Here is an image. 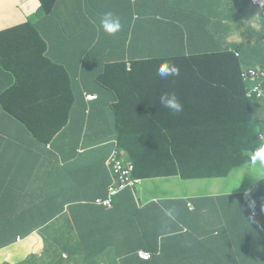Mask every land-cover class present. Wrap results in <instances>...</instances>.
I'll use <instances>...</instances> for the list:
<instances>
[{"label": "trees", "instance_id": "16d2710c", "mask_svg": "<svg viewBox=\"0 0 264 264\" xmlns=\"http://www.w3.org/2000/svg\"><path fill=\"white\" fill-rule=\"evenodd\" d=\"M56 1L40 0L41 7L30 18L28 27L45 15L43 24L58 22L54 10ZM80 6L85 10L82 4ZM114 13L122 18L124 24L116 35L109 36L103 31L97 35L94 27L87 30L91 20L75 30L76 34L89 31L80 63L82 72L91 80L93 89L90 90H87V78L79 73L76 77L71 67L49 61L28 35L18 36L24 41L20 45H14L12 41L7 43V36H0L1 63L16 80L1 93L0 111L7 113L8 119L22 130L20 137L0 132L2 143L18 139L25 150L38 145L44 148L43 145L49 144L59 129L68 123L75 108L84 105L80 111L81 118H91L86 113L85 104L89 102L83 94L89 91L97 94L96 101L91 103L98 104L102 113L106 104L111 103L119 114L117 148L123 149L126 158L134 162L136 176L221 177L243 162L259 159L257 153L264 147L258 134L264 131V126L257 116L258 101L245 94L246 84L242 80L240 65L245 44L234 46L239 56L229 50L225 52L217 44L190 46L189 56H186L180 44L184 36L182 29L188 33L195 32L202 38L206 35L217 38V27L211 29L208 21L218 16L217 13L204 14L201 21L187 25V15L182 12L174 13L173 17L171 11L146 13L144 0H123ZM254 13V7L247 9L242 18L246 20ZM226 18L230 22L241 23L238 12L233 8ZM35 33L38 41L43 42L38 32ZM147 36L152 39L147 40ZM89 46L99 47V57L92 55L93 50ZM125 57L131 64L129 70ZM212 58L220 59V67L210 79L199 82L200 92H196L195 84L187 74L164 79L157 74L158 66L165 62L179 65L183 73H196L206 68L203 60ZM32 63H36L34 69ZM261 65L264 66V62ZM30 87L37 90L23 92ZM165 93L176 94L183 105L182 112L173 113L160 104V96ZM60 103L64 109L59 107ZM58 111L62 115L56 116ZM48 121H52L53 126H48ZM190 127L195 129L188 131L186 128ZM91 160L89 157L83 164ZM123 168H126V162ZM109 184L112 185V180ZM263 195L264 186L254 185L252 191L245 194L239 191L235 198L223 194L218 202L200 197L177 200L179 211L173 218L187 231L179 229L167 237H159L158 234L150 237L154 238L161 252L155 255L146 242L145 249L152 254L150 263L166 254L168 264H184L179 258L181 255L170 253V250L176 246V241H188L190 238L195 246L205 249L222 247L225 252L217 256L221 260L216 264L227 261L226 264L255 263L256 259L257 264H264V217L260 212L264 211V206L259 204ZM112 201L116 205V196ZM87 205L99 210L94 202ZM152 207L157 208L155 205ZM208 217H220L222 220ZM164 221L168 219L164 218ZM206 223L221 227L200 231ZM215 230L217 235H214ZM91 231L89 228L88 232ZM86 241L85 256H89L97 251L95 237ZM180 246L188 249L193 243ZM193 263L215 264L208 257Z\"/></svg>", "mask_w": 264, "mask_h": 264}, {"label": "crops", "instance_id": "0c3cea01", "mask_svg": "<svg viewBox=\"0 0 264 264\" xmlns=\"http://www.w3.org/2000/svg\"><path fill=\"white\" fill-rule=\"evenodd\" d=\"M122 1L59 0L54 8L58 22L43 24L45 15L28 27L25 23L38 12L40 0H0V36H7V43L12 41L14 45H20L24 41L18 36L27 28L41 32L45 42L32 41L36 47L62 60L76 77L79 73L87 78V90H90L93 89L91 80L82 72L80 63L89 31L76 34L75 30L91 20L86 29L94 27L97 35L101 34V16L117 11ZM249 1L144 0V11H171L173 17L174 13H188L196 6L198 12L217 13L211 26V29L217 27V45L225 52L234 50L239 56L234 46L244 43L241 62L260 65L264 62V41L253 27V18L248 21L242 18ZM230 8L238 12L240 24L226 18ZM91 48L92 55L99 57V47L89 46ZM35 65L32 63V69ZM15 81V76L3 66L0 57V95ZM36 90L30 87L23 92ZM85 105L91 118H81L84 105L75 108L68 123L59 129L49 144L43 145L44 148L38 145L25 150L18 139L3 143L0 140V264H106L104 256L108 254L116 258L110 264H168L166 254L148 263L139 259L136 252L144 250L151 254L145 249L148 242L155 255H159L160 249L150 237L157 234L167 237L181 229V224L173 218L179 211L177 200L200 197L218 202L219 195H223V192L184 195L181 184L177 187L174 182L179 176L144 178L134 188L120 194L122 200H116L120 217L114 218L111 209L103 207L99 201L109 194L111 171L106 160L113 151L111 141L117 148L120 117L111 103L106 104L104 113L98 104L89 102ZM59 107L64 109L63 103ZM59 114L62 112H56V116ZM0 132L13 137L22 135L21 127L8 119L4 111H0ZM33 150L38 153L30 152ZM89 157L92 160L84 165L83 161ZM102 161L103 165L100 164ZM91 202L99 206L98 211L87 205ZM188 205L192 207L190 203ZM89 228L92 229L90 233ZM94 237L95 245L102 248L96 254L85 256L86 240ZM185 243L188 241H176V246L170 250V253L181 255L179 258L184 264L200 262L207 257L215 264L221 260L205 254V248L200 246L198 249L180 246Z\"/></svg>", "mask_w": 264, "mask_h": 264}, {"label": "clouds", "instance_id": "9594fccd", "mask_svg": "<svg viewBox=\"0 0 264 264\" xmlns=\"http://www.w3.org/2000/svg\"><path fill=\"white\" fill-rule=\"evenodd\" d=\"M58 1L59 0L56 1L54 8L57 7ZM40 7H41V2H40L39 8ZM252 7L255 8V13L250 18L246 19V21L253 18V27L257 31L260 38L264 41V0H250L248 9H250ZM39 8H38V10H39ZM197 10H198V8L195 6L194 8L191 9V11H189L188 13H185L187 15V18H188V24L187 25L195 24V23H197L203 19L204 14H206V13L198 12ZM206 15H210V14H206ZM208 21L210 22V26H212V18H209ZM28 23H29V20L25 24H28ZM99 26H100L101 31H103L106 35L112 36V35H116L121 30L122 23H121L120 18L117 15H115L114 13L105 12L99 20ZM13 28H15V27H13ZM24 31H25V33L23 35H28L32 41H38V38H37V35L35 32H33L32 30H27V29ZM182 31L184 33V36H183V41L180 44H181V46H183V50H184V53L186 56H189L188 49L190 46L195 47L196 45H199V44H205V45H216L217 44L216 39L213 36L206 35L205 38H202V37H199L197 35V33H195V32L194 33H188L187 31H185L183 29H182ZM38 34L40 35L42 41L45 42V39H44L43 35L41 34V32H38ZM232 52L235 54V56H238V53L236 51L233 50ZM42 55L44 57H46L47 59H49V61H51L52 63H54L56 65L63 64L66 67V65L63 63V61L56 58L54 55L48 54L47 52H43V51H42ZM125 60L127 61V70H129L131 68L130 61L128 60L127 57H125ZM202 62L206 66V68L202 71H197L196 73H183L181 70V67L179 65H173V64H170L169 62H165V63H162L161 65L158 66L157 74L162 79L167 78L169 76H176V78H178V76H180L182 74H187L192 78V80L195 84V87H196V92H200L201 89H200V87H198L199 82L201 80L207 81V79H210L212 76H214L217 73L216 68L220 67V64H221L220 59H213V58L203 60ZM128 63L130 64L129 69H128ZM241 64L243 65L242 66L243 70L253 69V70H256L259 74L255 80H251L249 78L244 79L243 77H242V80L246 84V93H245L246 96L250 99L257 100L259 103L258 109H257V116H258V119L262 122V125L264 126V92L260 96H258L257 93L253 91V88L255 86H257L258 84L261 86L262 89H264V74L263 75L261 74L262 72L264 73V66L261 64L260 65H245L243 63H241ZM178 88H179V83H178ZM85 93H91V92L84 91L83 94L85 95ZM93 94L96 95V97L94 99H92L94 101L95 99H97V94L96 93H93ZM92 100H90V101L86 100V101L92 102ZM160 104L163 105L164 107L168 108L173 113H180L183 111V105L180 103V101L178 100L175 93H165V94L161 95L160 96ZM258 138L260 139V143L264 147V131L258 134ZM117 150L118 151H124L123 149H118V148H117ZM257 156L264 159V149H261L260 152L257 153ZM251 157H254L253 153H251ZM121 159L124 162L132 165V170L130 172V175L135 178V186H136L137 183H139L140 180L144 179V178L141 176H136L134 174L135 164L132 160L127 159L126 156L121 158ZM176 176H179L180 178H182L179 174H176ZM221 177H198V178H188V179L221 178ZM145 178H149V177H145ZM182 179H185V178H182ZM111 180L113 181L112 177H111ZM254 185H263L264 186V177L261 179H258ZM135 186H133V187L127 186L122 190H118V192H116L114 195H112L108 198H105L104 200L110 199V201H111L110 207H106L103 205L104 200L99 201V203L103 207L111 209L110 214H112V211H114L113 217L118 218V217H120V213H118V211H116L117 204L114 205V203L112 201V197L116 196V200H117L118 196H120V194L124 190L132 189ZM241 191H244V190H241ZM250 191H252V190H250ZM250 191H244V194H245V192H250ZM238 192L239 191H237V190L232 192V193H229L227 191V192H223V194H226V197L227 196H233L235 198V196ZM219 197L223 198V195H219ZM259 204L264 206V195L261 198ZM113 206L115 207V209ZM260 212H261V215L264 217V211H260ZM114 213H117V215H115ZM168 214L170 215L171 212L169 211ZM208 218H211L215 221L222 220V218H220V217H218V218L217 217H208ZM178 224H180V223H178ZM214 227H221V226L216 225V226H213L212 228H214ZM181 229H183L184 231H187L186 228L183 227L182 225H181ZM205 230H210V229L207 228ZM214 235H217L216 230L214 231ZM190 243H193V246L190 248L198 249L199 246H195L193 240L190 238L188 240V243H185V245H189ZM101 248L102 247H98L97 245H95V249H97V251L94 252V254H96L98 251H100ZM216 249L219 252L215 253V252H211L210 249H205L204 253L207 255H211V256H221L225 252L222 247H218ZM140 253H147V252L144 250L137 251L136 255L139 259H141L145 262H148V263L152 260V254L147 253L149 255V258L144 259L140 256ZM195 260H196V258H195Z\"/></svg>", "mask_w": 264, "mask_h": 264}, {"label": "rangeland", "instance_id": "374dc122", "mask_svg": "<svg viewBox=\"0 0 264 264\" xmlns=\"http://www.w3.org/2000/svg\"><path fill=\"white\" fill-rule=\"evenodd\" d=\"M147 40H151L152 37L147 36ZM12 44H14L12 42ZM240 64V63H239ZM250 65H256L255 63H249ZM243 66L242 64H240ZM8 118V116H7ZM48 126H53L52 121H48ZM195 129V127L186 128L188 131L191 129ZM112 150H116L118 152V157L121 159L126 156L124 151H118L111 141ZM264 177V159L261 157L255 158L250 161L243 162L241 165H238L232 168L228 175L222 176L221 178H199L192 180H184L179 177H176L174 182L176 186L179 187V183L181 184L182 193L184 195L189 194H207V192H229L232 193L234 191H250L254 187L255 182L258 179ZM254 205V203H252ZM254 206H258L255 204ZM256 212V210H255ZM257 213V212H256ZM212 229V226L206 223L203 229ZM211 252H219L216 248L210 247ZM114 252V250L112 251ZM105 263L110 264L116 261V258L113 254L105 255ZM258 259H256L255 264H257Z\"/></svg>", "mask_w": 264, "mask_h": 264}, {"label": "built area", "instance_id": "2783aa9c", "mask_svg": "<svg viewBox=\"0 0 264 264\" xmlns=\"http://www.w3.org/2000/svg\"><path fill=\"white\" fill-rule=\"evenodd\" d=\"M130 67V64L128 63V69ZM264 74L263 72L261 73ZM258 72L253 69L243 70L242 77L244 79H251L255 80L258 77ZM253 91L257 93L258 96H260L264 89L261 88V86L258 84L253 88ZM96 97L93 93H85L84 98L87 101H90ZM117 149V148H116ZM124 161L118 157V152L116 150H113L106 160V165L109 167L111 171V177L113 178L112 185L109 186V194L108 197L114 195L118 190H122L127 186H135V178L130 175V172L132 170V165L129 163H126V168H123ZM107 197V198H108ZM103 205L106 207L111 206L110 199H106L103 201ZM140 256L144 259H148L149 255L147 253H140Z\"/></svg>", "mask_w": 264, "mask_h": 264}]
</instances>
